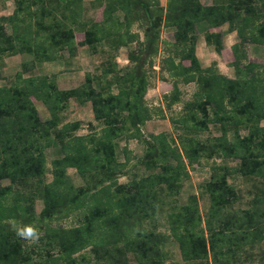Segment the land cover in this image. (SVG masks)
<instances>
[{
  "label": "trees",
  "instance_id": "16d2710c",
  "mask_svg": "<svg viewBox=\"0 0 264 264\" xmlns=\"http://www.w3.org/2000/svg\"><path fill=\"white\" fill-rule=\"evenodd\" d=\"M12 1L13 12L0 16V70L5 58L27 60L0 87V184L8 182L0 185V264H125L121 258L126 253L137 264H163L165 238L151 224L159 210V193L178 195L189 176L187 167L215 157L220 163L213 161L205 185L210 201L206 219L201 220L196 197L191 196L186 205L172 207L170 232L191 262L209 256L211 264L241 262L244 248L263 240L264 182L249 208L236 217L226 211L237 200L226 179H264V67L247 55L248 44L264 46V0H212L208 6L199 0H166L164 7L159 0H92L90 7L102 8L101 21L85 17L84 0ZM198 23L208 28L227 25L236 34L228 64L233 78L218 74L213 63L201 66L195 54ZM161 24L174 30L159 71L161 82L172 86L163 96L164 110L181 104L178 117L170 121L181 132L176 143L166 133L145 136L141 130L154 117L163 118L162 109L149 107L145 99ZM135 25L141 32L130 31ZM77 34L82 41H76ZM203 39L221 53L219 33L206 31ZM131 44L137 49L128 53L129 65L120 69L112 54ZM79 47L91 55L112 52L99 75L86 74L82 84L61 89L54 74H34L44 63L70 65ZM178 85L194 86L190 101H182ZM69 101L90 104L96 127L89 124L86 135H76L79 122L63 123ZM36 103L49 119L41 120ZM209 125H218L221 135L205 142L193 137L207 132ZM120 139L143 147L138 166L148 172L126 185H118L117 177L128 175L123 169L131 152L124 145V162L117 160ZM58 147L61 158L52 160L48 171L44 151ZM227 160L238 165L229 167ZM69 168L88 176L91 187L74 188ZM47 172L50 182L45 181ZM36 201L43 205L37 215ZM76 212H81L76 227L47 229L48 222ZM12 221L43 231L35 251L25 249ZM87 249L95 262L83 256L77 260ZM259 255L264 264V250Z\"/></svg>",
  "mask_w": 264,
  "mask_h": 264
},
{
  "label": "rangeland",
  "instance_id": "374dc122",
  "mask_svg": "<svg viewBox=\"0 0 264 264\" xmlns=\"http://www.w3.org/2000/svg\"><path fill=\"white\" fill-rule=\"evenodd\" d=\"M92 0H84V5L87 8V11L85 12V17L89 18L93 21H101L102 19V8H92L90 7V2ZM201 5L208 6L212 4V0H199ZM160 6L164 7L166 4V0H159L158 1ZM15 4L12 0H0V16L4 15H10L14 10ZM117 16L120 18L121 14L120 12H116ZM115 13V14H116ZM202 25V26H201ZM223 30H226L225 32H221V39L223 44L227 42L230 44V41L234 40L236 43L238 41L236 34L233 36L231 32L227 30V25H222ZM7 32H9L8 26H5ZM203 27V28H202ZM204 27L207 28V25L205 23H198L196 25V32H197V42H196V49L195 54L201 56V65L208 64L205 57H203V50L205 49L204 46V40L202 37V33L204 31ZM141 32L140 28L138 26L130 27V31L136 33L137 31ZM174 30L173 29H166L162 26L158 29L159 34V42L157 44V53L153 57V68L148 70L150 72L149 76L151 78V82L148 85V90L146 93V104L149 105V107L156 109L157 107H160L163 111V118L160 117H154L151 119L150 123L144 124V126L141 127L142 133L145 136H148L149 134H159V133H166L170 138L174 140V143L178 142V137L180 135V131H176L173 129L170 121L172 118L176 119L178 117V113H180L181 104L174 105L170 111L164 110V98L163 96L165 94H169L172 90V86L170 83L161 82L162 75L159 71V62L162 58H164L167 55V51L165 43H172L174 41ZM231 35H230V34ZM143 36L142 33H140V40H142ZM83 36L81 34L76 35V41H82ZM234 43V44H235ZM165 46V47H164ZM249 47V48H248ZM131 49V50H130ZM137 45L131 44L128 45L126 48H120L117 51H115L113 54L112 52H106L104 54H96L91 55L88 48L86 47H79L75 59L73 62L70 63V65L63 66L62 63H59L57 65L49 63H46L45 66H39L35 69L34 74H43V73H55L56 75V83L61 89H70L73 87H77L78 85L82 84L84 81V77L86 74H89L91 76L99 75L101 65L103 62H106L108 58H110V54H112L113 62L118 66L120 69H124L129 65L128 62V53L131 51H136ZM106 51V50H105ZM249 53V54H248ZM107 54L109 56H107ZM247 55L248 60L252 63H256L262 67H264V46L263 45H255V44H248L247 45ZM66 56V53H65ZM7 62L4 63V66L1 67L0 70L2 74V79H0V87L5 86L4 78L7 76L10 77L15 71L20 70L21 64L24 60L20 58H13V59H7ZM185 65L188 63L185 62ZM212 64V62H211ZM210 64V65H211ZM213 64L216 65V71L218 74L224 75L229 78L234 77L233 70L228 67L227 64H224V61L220 60L219 57H217V60L213 62ZM204 66V65H203ZM164 76V75H163ZM178 89L181 91V99L182 101H190L191 95L194 92V86L188 85V86H180L178 85ZM36 107L39 113V116L42 121H45L49 119V114L45 110V108L40 105L39 103H36ZM62 121L63 123H72V122H79L80 128L76 132L77 136L86 135L90 128L88 127L89 124L94 122L93 115L91 111L90 104L86 105H79L74 101L68 102L67 110L62 115ZM149 122V121H148ZM93 124V123H92ZM96 127V123L93 124ZM261 126H264V121L261 122ZM245 132L241 131V135H244ZM221 135V130L218 125H209L208 131L204 133H200L198 135H193L197 140L200 142H205L207 139H211L213 137H217ZM233 135V131L229 130L227 132V138L230 139ZM178 144V143H177ZM124 145L128 146L129 152H131L130 155V161L126 164V167L123 169V173H128V175L117 177V184L118 185H126L128 182H130L133 179H139L140 177H143L145 175H148V172L144 171L141 167L138 166V160L140 159L142 155V146L138 144L134 140H130L127 143L123 141V139L118 140L117 142V155L116 158L120 163H123L124 158L121 154V148L124 147ZM60 148L56 149H47L44 151L45 158H46V166L48 171L51 168V162L54 159L61 158L60 154ZM185 161V160H184ZM215 161L216 164L219 165L220 160L215 157L214 160L210 161L209 163L201 162L199 164H194L192 167H187L188 170V178L183 182L180 192L178 195H171L167 192L159 193V210L157 213V217L155 220L151 223L154 228H156V232L163 235L165 238V242L161 245V250L163 252V264H211V257L209 256L206 260L201 261H193L191 262L189 260V255L185 251H182L179 247V244L174 240V238L171 235L170 228L171 223L170 219H168L169 213H172V207L175 205L176 210L178 207L182 205H186L188 203V198L191 196L196 197L197 205H198V212L201 217V220L203 221L206 219L208 215V209L210 206V201L208 194L205 192V185L209 183L210 176L212 173V163ZM186 162V161H185ZM226 164L229 167H236L238 165V161L236 160H227ZM67 175L70 179L71 184L74 188H83L88 189L91 187V179L88 176H80L76 173L75 169L69 168L67 169ZM45 181L50 182L51 181V175L50 172H47L45 175ZM264 182V179L262 177H241L239 175H234L227 177L226 183L228 186L232 187L235 191V194L237 195V200L233 203V205L227 209L228 214H234L237 215L236 217H240L238 213L241 211L247 210L251 204V200L255 196L256 189L258 187H261ZM0 185L5 186L8 185L7 181H3ZM43 205L41 201H36L34 206V211L36 215L41 211ZM81 212H76L73 215H71L69 218L62 217L58 221L54 220L52 222H48L47 229L51 228H63V229H70L77 226V220L79 217V214ZM151 225V226H152ZM203 225V223H202ZM40 232V237L43 235V231ZM22 240V239H21ZM24 241V240H23ZM25 245L27 246L25 249H31L36 250L38 247L37 242L32 243L28 241H24ZM244 252L240 254L241 262H237V264H260L259 258H260V251L264 250V236L263 240L256 243L253 248L245 247ZM35 256V255H34ZM83 256L87 260H92L95 262L94 255L91 252L90 249H87L82 252L80 256H76L77 260H80V257ZM33 260H36L34 258ZM122 262L125 264H137L133 255L126 253L123 258H121ZM92 263V262H91ZM82 264H87V262H84Z\"/></svg>",
  "mask_w": 264,
  "mask_h": 264
},
{
  "label": "crops",
  "instance_id": "0c3cea01",
  "mask_svg": "<svg viewBox=\"0 0 264 264\" xmlns=\"http://www.w3.org/2000/svg\"><path fill=\"white\" fill-rule=\"evenodd\" d=\"M202 24V23H201ZM202 26V25H201ZM203 28V27H202ZM223 30V26H221V27H219V28H206V27H204V31L206 32V31H209V32H213V33H219V34H222L223 32H225L226 30H224V31H222ZM205 32H203L202 33V37H203V35H204V33ZM222 32V33H221ZM230 34V33H229ZM231 34L234 36L235 34H234V32H231ZM230 34V35H231ZM204 40V39H203ZM204 42V41H203ZM205 43V42H204ZM235 42H234V40H232V41H230V44H228L227 42L225 43V45L223 44V42H222V46H223V49H222V51H221V53L220 54H217L211 47H208V46H206V44H204V46H205V49L203 50V57H205L206 58V60H207V62H208V64H203L202 63V67H208L210 64H211V62L213 63L215 60H217V57H219L220 58V60H222V61H224V64H229L231 61H232V53H231V50H230V47L234 44ZM249 48V47H248ZM249 54V53H248ZM21 57V59L22 60H24V61H26L27 60V57H25V56H12V57H9V58H5L4 59V63L5 62H7L6 60L7 59H15V58H20ZM196 57L198 58V60H199V62H201V56H199L198 54L196 55ZM23 61V62H24ZM22 62V63H23ZM45 64L46 63H44L42 66H45ZM49 64L50 65H52V64H55V65H57L58 64V62H49ZM201 64V63H200ZM204 65V66H203ZM2 69V68H1ZM49 75H50V73H48ZM51 74H53V73H51ZM54 75H55V73H54ZM55 77H56V75H55ZM229 78V77H228ZM56 80H57V78H56ZM146 98H147V96H146ZM145 98V99H146ZM151 121H149V122H146V124H148V123H150Z\"/></svg>",
  "mask_w": 264,
  "mask_h": 264
},
{
  "label": "clouds",
  "instance_id": "9594fccd",
  "mask_svg": "<svg viewBox=\"0 0 264 264\" xmlns=\"http://www.w3.org/2000/svg\"><path fill=\"white\" fill-rule=\"evenodd\" d=\"M11 223L16 236L22 240L35 243L40 239V232L37 228L31 225H22L16 221H12Z\"/></svg>",
  "mask_w": 264,
  "mask_h": 264
}]
</instances>
